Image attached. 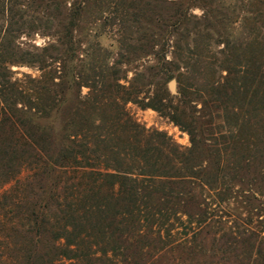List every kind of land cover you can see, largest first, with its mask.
<instances>
[{
    "label": "trees",
    "instance_id": "1",
    "mask_svg": "<svg viewBox=\"0 0 264 264\" xmlns=\"http://www.w3.org/2000/svg\"><path fill=\"white\" fill-rule=\"evenodd\" d=\"M83 5H74L64 26L67 59L58 82L33 80L36 85L31 90L37 91L30 95L31 90L0 72V171L7 180L16 179V185L0 194V206L5 209L0 225L2 215L14 214L9 229L24 238L8 245L6 239L11 237L0 235V264L5 263L2 251L9 247L26 250V264H45V259L47 264L63 260L148 264L169 250L195 257L197 238L229 198L230 187L223 186L226 174L237 176L244 170V158L231 163L224 155L238 144L245 145L244 129L255 126V112L264 116V81L263 94L253 106L255 97L249 99V94L250 80L257 77L255 64L249 61L245 71L238 72L228 59V76L202 90L210 97L204 100L205 109L216 113V119L208 122L215 125L208 139L214 145H201L203 131L189 129L192 147L183 151L163 132L150 131L132 119L126 109L129 102L163 112L157 104L140 100L135 87L117 82L116 96L107 97L105 92L114 87L107 78L69 69L75 60H84L77 55L80 46L75 38L86 9ZM13 21L11 17L9 32L17 27ZM257 69H263L264 78V64ZM240 73L244 77H235ZM83 87L90 92L84 95ZM186 91L181 87L180 94ZM109 100L114 113L107 116ZM244 111L251 116L249 121L242 119ZM61 112L59 129L40 124ZM262 127L259 137L264 139ZM200 149L210 163L216 161L212 171L195 162ZM256 153L264 156V150ZM24 170L29 174L19 180ZM52 174L56 179L46 194L44 182ZM15 188L20 192H14ZM206 188L214 193L206 195ZM22 201L26 206L16 209Z\"/></svg>",
    "mask_w": 264,
    "mask_h": 264
},
{
    "label": "rangeland",
    "instance_id": "2",
    "mask_svg": "<svg viewBox=\"0 0 264 264\" xmlns=\"http://www.w3.org/2000/svg\"><path fill=\"white\" fill-rule=\"evenodd\" d=\"M76 4L86 6L75 28L80 46L77 55L84 60H75L69 69L107 78L114 85L105 92L107 97L116 96L117 82L135 87L140 100L157 104L163 112L129 102L126 109L132 119L150 131L163 132L181 150L192 147L189 129L200 134L203 131V136L199 135L201 145H214L215 141L208 139L215 125L208 122L216 119V113L210 107L205 109L204 100L210 97H205L202 90L228 76V59L238 72L245 71L249 61L255 64L257 77L250 80L253 85L249 99L255 97L253 106L260 100L264 78L263 69L257 67L264 64V0H0V72L27 90L36 85L33 80L58 82L67 59L64 26ZM11 17L17 27L9 32ZM90 68L94 71H88ZM184 86L187 91L181 95ZM82 91L86 95L90 89L83 87ZM72 93L68 94L69 101ZM112 104L109 100L105 106L107 116L114 113ZM246 111L241 117L248 120L251 116ZM255 113V126L245 125L249 126L244 129L245 145L238 144L235 151L224 155L231 163L244 158V170L237 176L235 172L226 174L223 186L230 187L229 198L225 208L217 211L218 217L197 238L195 257L187 251L169 250L148 264H264V156L256 153L264 150V139L259 137L264 116ZM63 118L62 112L53 114L40 124L59 129ZM247 145L252 149L244 147ZM233 154L237 156L232 158ZM196 158L197 164L202 162L211 171L216 166V161L210 163L201 149ZM28 174L24 170L18 179L24 180ZM7 178L0 171V194L16 185L15 178ZM55 179L52 174L44 182L46 194ZM13 191L20 192L19 188ZM204 193L211 196L214 192L206 188ZM17 205L16 209H23L26 202ZM4 210L0 206V213ZM14 216L10 213L7 218L1 217L0 235L11 237L6 239L8 245L24 240L9 229ZM9 248L2 251L3 264H26V250ZM55 264L89 261L63 260Z\"/></svg>",
    "mask_w": 264,
    "mask_h": 264
}]
</instances>
